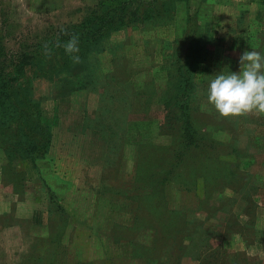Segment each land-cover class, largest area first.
<instances>
[{
    "label": "rangeland",
    "instance_id": "obj_1",
    "mask_svg": "<svg viewBox=\"0 0 264 264\" xmlns=\"http://www.w3.org/2000/svg\"><path fill=\"white\" fill-rule=\"evenodd\" d=\"M99 1L122 0H0V83L25 89L0 106V264H264V117L207 102L264 54V0H165L171 19L46 58Z\"/></svg>",
    "mask_w": 264,
    "mask_h": 264
},
{
    "label": "trees",
    "instance_id": "obj_2",
    "mask_svg": "<svg viewBox=\"0 0 264 264\" xmlns=\"http://www.w3.org/2000/svg\"><path fill=\"white\" fill-rule=\"evenodd\" d=\"M164 1L165 0H136L132 3L129 0H122L118 5L113 6H102V1H99V3L92 8L93 10H91L79 22V24H72L69 27L65 26L61 29H50L44 34H48V37H46L47 39H49L52 35L56 38L59 37L61 43L67 42L71 35H77L79 37L78 55H81L83 52H87L91 49L92 46L98 42L97 40L108 34L107 29L114 24L131 25L133 20L142 22L148 18L152 20L171 19L173 13L170 14L172 11L170 8L172 7H169ZM172 2L173 1L171 0L170 3ZM127 20L130 21L128 22ZM62 29L67 32V35L63 34L61 31ZM57 51L63 52L67 55L63 47L58 48ZM13 57V59H10L8 67H13L14 76L10 77L8 79L9 81H16L18 79V76L22 73L21 67L27 64V60L29 59V57L24 53H20ZM188 57L193 58L191 54ZM62 58H64V56H62ZM34 59L35 56L31 57V60ZM176 67H179V65ZM4 68L6 67L0 66V80H2ZM2 86L4 87L3 89H1ZM19 92L25 93V89L19 86H10L8 83H0V106L1 104L9 107L14 106V108H7L10 110L9 114L11 115L15 114L17 112L16 108L20 107V101L22 99L19 96ZM178 106L182 108V110L184 109V103L182 101L178 103ZM182 110L180 109V112H182ZM193 147L197 148V145H193Z\"/></svg>",
    "mask_w": 264,
    "mask_h": 264
},
{
    "label": "clouds",
    "instance_id": "obj_3",
    "mask_svg": "<svg viewBox=\"0 0 264 264\" xmlns=\"http://www.w3.org/2000/svg\"><path fill=\"white\" fill-rule=\"evenodd\" d=\"M63 34L67 32L61 30ZM63 47L74 64L80 63L79 37L71 35L61 43L59 37L49 46H43V55L51 58L52 49ZM239 71L223 73L211 79L207 89V102L221 118L248 115L264 117V54L258 50H245L238 59Z\"/></svg>",
    "mask_w": 264,
    "mask_h": 264
}]
</instances>
